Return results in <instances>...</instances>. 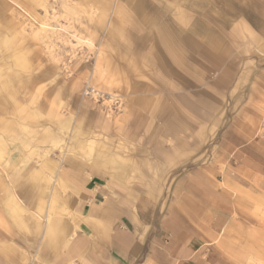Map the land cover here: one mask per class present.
I'll use <instances>...</instances> for the list:
<instances>
[{
  "label": "crops",
  "instance_id": "obj_1",
  "mask_svg": "<svg viewBox=\"0 0 264 264\" xmlns=\"http://www.w3.org/2000/svg\"><path fill=\"white\" fill-rule=\"evenodd\" d=\"M225 1L202 36L210 9L188 0L147 34L121 27L115 118L82 103L10 141L0 264H236L231 208L264 199V0Z\"/></svg>",
  "mask_w": 264,
  "mask_h": 264
},
{
  "label": "rangeland",
  "instance_id": "obj_2",
  "mask_svg": "<svg viewBox=\"0 0 264 264\" xmlns=\"http://www.w3.org/2000/svg\"><path fill=\"white\" fill-rule=\"evenodd\" d=\"M2 2L5 6L0 14V37L9 33L11 39L0 43V184H9L4 169L8 167L5 157L10 153V141L29 135V131L25 133L28 127L56 122L58 114L68 115L75 106L80 109L82 103L104 119L111 120L122 112L125 100L120 92L127 81L119 72L122 64L113 67L109 63L115 60V50H121L111 49V41L121 40L123 26L131 25L137 36L147 34L144 24L166 23L165 14L170 9L174 13L175 7L184 8L187 0H143L148 7L141 12L132 6L137 0ZM188 2L195 9H210L205 20L201 14L194 16L197 36L216 31L212 25L219 19L233 18L230 12L220 10L226 7L225 0ZM143 16L148 20L144 21ZM87 84L119 95L120 110L107 112L100 102L85 97ZM260 139L264 141L262 136ZM239 203L231 208L234 223L228 225L221 248L236 264H264V199Z\"/></svg>",
  "mask_w": 264,
  "mask_h": 264
},
{
  "label": "built area",
  "instance_id": "obj_3",
  "mask_svg": "<svg viewBox=\"0 0 264 264\" xmlns=\"http://www.w3.org/2000/svg\"><path fill=\"white\" fill-rule=\"evenodd\" d=\"M83 95L96 102H100V104L104 106V109L110 113L118 112L122 105V100L119 95L104 93L88 84L83 89Z\"/></svg>",
  "mask_w": 264,
  "mask_h": 264
},
{
  "label": "bare ground",
  "instance_id": "obj_4",
  "mask_svg": "<svg viewBox=\"0 0 264 264\" xmlns=\"http://www.w3.org/2000/svg\"><path fill=\"white\" fill-rule=\"evenodd\" d=\"M5 6V5H4ZM2 9V8H1Z\"/></svg>",
  "mask_w": 264,
  "mask_h": 264
}]
</instances>
